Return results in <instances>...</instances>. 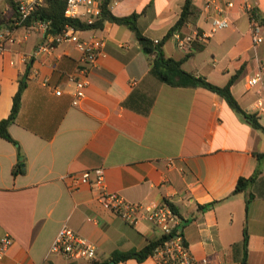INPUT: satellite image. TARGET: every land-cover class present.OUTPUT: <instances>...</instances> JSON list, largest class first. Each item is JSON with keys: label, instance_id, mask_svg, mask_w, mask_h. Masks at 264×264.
I'll use <instances>...</instances> for the list:
<instances>
[{"label": "crops", "instance_id": "0c3cea01", "mask_svg": "<svg viewBox=\"0 0 264 264\" xmlns=\"http://www.w3.org/2000/svg\"><path fill=\"white\" fill-rule=\"evenodd\" d=\"M206 1L193 0L196 16L179 32L211 30L201 12ZM219 1L235 4L228 10L229 28L195 41L188 53L178 49L172 36L162 49L182 61L184 70L216 86H226L237 74L231 91L246 114H256L264 83L251 89L248 81L264 69V42L253 43L243 0ZM184 3L117 0L109 7L119 18L138 13L143 35L162 42ZM251 3L264 27V0ZM16 34L21 37L24 29ZM79 36L104 39L106 45L90 69L86 97L76 106L75 80L82 77L84 62L75 43L38 52L47 39L36 29L0 53V121L9 117L31 62L19 114L9 127L18 145L0 137V235L13 239L0 264H156L152 257L137 258L160 237L157 228L127 223L100 202L93 185L71 189L70 175L95 168L105 169L107 191L127 202H170L196 258L243 264L246 229L247 264H264V133L217 93L173 87L151 75V59L128 26L107 21L102 29L79 31ZM129 99L134 108L124 105ZM151 100L147 114L135 108ZM258 120L264 127V119ZM20 162L26 171L15 175ZM255 174L257 180L235 194L239 179ZM251 194L256 197L247 208ZM64 226L95 247V259L74 261L51 251ZM124 253L135 255L113 260Z\"/></svg>", "mask_w": 264, "mask_h": 264}, {"label": "built area", "instance_id": "2783aa9c", "mask_svg": "<svg viewBox=\"0 0 264 264\" xmlns=\"http://www.w3.org/2000/svg\"><path fill=\"white\" fill-rule=\"evenodd\" d=\"M18 4V18L12 23V28L0 30V53L7 50V45L16 41L26 40L29 34L36 30L46 33L49 23L33 22L29 26L24 25L33 12L43 4L45 0H16ZM66 2L65 15L68 18L80 19L88 24H93L101 16V5L103 0H64ZM116 2L117 0H111ZM233 2L221 3L219 0H207L201 7V12L206 14L211 22V30L208 33L196 32L194 34H182L175 32L172 37L179 50L190 52L195 41H206L216 31L229 28L232 25L228 17V10L234 8ZM243 11L249 16L250 33L255 45L264 42V27L261 17L255 13L251 0H243ZM24 29V35L18 37L16 31ZM62 42H73L83 52V68L80 70L81 78L75 80L76 93L73 105L86 97V88L89 85L88 75L91 67L100 56L104 55L106 42L104 39L92 38L83 40L79 36V30L72 26L57 35H51L47 42L42 44L38 52H48ZM155 44L160 41L155 40ZM264 83V69H261L248 81L249 88L253 89ZM259 96L256 101V114L258 118L264 119V88L258 90ZM60 94V92H57ZM71 189L76 190L84 185H93L99 191L98 199L110 210L118 214L130 225L148 222L160 231V237L166 236L153 251L152 257L156 264H209V258H196L191 252L190 246L183 235V223L173 205L168 201L160 203H130L118 194L110 193L105 185V169L95 168L81 174L69 176ZM13 244L10 235H0V260L7 254ZM51 251L64 254L69 259L93 260L96 257L95 247L81 238L72 229L64 226L56 236Z\"/></svg>", "mask_w": 264, "mask_h": 264}, {"label": "trees", "instance_id": "16d2710c", "mask_svg": "<svg viewBox=\"0 0 264 264\" xmlns=\"http://www.w3.org/2000/svg\"><path fill=\"white\" fill-rule=\"evenodd\" d=\"M10 8L12 9V13L9 16L0 14V30L6 28H12V23L14 20L18 18V4L16 0H7ZM111 0H103L101 5V16L93 23L88 24L80 19H72L68 18L65 15L66 10V2L64 0H45L42 5H40L31 15L28 21L24 25L29 26L33 22L41 21L49 23V28L45 33V39H48L51 35H57L62 33L67 26H72L79 31H87V30H94V29H102L104 27L105 22H113L119 25H126L128 26L136 35L137 39L139 40L145 54L149 56L151 59V70L150 73L159 81L166 83L173 87H203L206 88L214 93H217L225 101L235 110L240 111L248 122L258 130H261L264 133V127L261 126L258 120L257 114H246L239 106L236 98L234 97L231 87L237 78V74L233 76L229 83L224 87H219L211 82H209L204 77H197L192 73L187 72L183 68V62L178 61L176 59L167 57L162 49L164 41L169 39L175 32L180 31L183 26H185L189 21L195 18L196 16V7L193 3V0H185L184 6L182 8V13L179 21L176 25L169 31L167 36L164 38L162 42L159 44H155L154 41L147 38L143 35V33L139 30L137 21L139 18L138 13H134L127 17H116L110 10ZM30 67L31 62L28 64L27 71L23 77L20 79V85L18 92L14 96L13 99V106L11 113L8 118L3 119L0 121V137L4 138L12 142L15 145H18V142L14 140L11 136L9 127L16 121L17 116L19 114L21 108V100L22 94L27 87V81L30 74ZM132 99L127 100L124 105L134 108L132 104ZM153 101L151 100L146 104V106L142 108H137L143 114H147L150 111ZM20 156H22L21 151L19 150ZM23 162H20L16 168L14 169L13 173L23 174L25 173V167L23 166ZM258 175V174H257ZM257 175L250 178H240L236 189L235 194L241 193L246 191L250 185H252L257 180ZM254 194L249 195L246 200V205L255 198ZM174 207V206H173ZM202 209H206L207 207L201 206ZM175 209V207H174ZM176 210V209H175ZM167 237L157 238L149 242V244L138 253V260L143 261L144 259L151 256L154 249L163 242L164 239ZM248 233L245 229L244 231V247H245V257L243 260V264H247V252H248ZM135 254L131 253H124V254H115L113 257L114 261H123L126 260Z\"/></svg>", "mask_w": 264, "mask_h": 264}, {"label": "rangeland", "instance_id": "374dc122", "mask_svg": "<svg viewBox=\"0 0 264 264\" xmlns=\"http://www.w3.org/2000/svg\"><path fill=\"white\" fill-rule=\"evenodd\" d=\"M11 13H12V9L7 3V0H0V14L2 15L5 14L10 17Z\"/></svg>", "mask_w": 264, "mask_h": 264}]
</instances>
